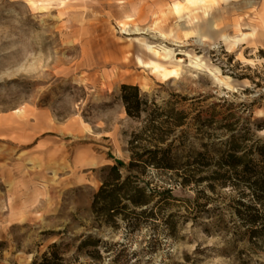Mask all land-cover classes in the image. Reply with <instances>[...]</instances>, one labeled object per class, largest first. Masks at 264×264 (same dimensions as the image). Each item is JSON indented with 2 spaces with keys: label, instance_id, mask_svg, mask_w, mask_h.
<instances>
[{
  "label": "rangeland",
  "instance_id": "obj_1",
  "mask_svg": "<svg viewBox=\"0 0 264 264\" xmlns=\"http://www.w3.org/2000/svg\"><path fill=\"white\" fill-rule=\"evenodd\" d=\"M123 85L183 125L160 144L173 170L123 171L148 204L111 220L92 209L102 169L146 124ZM230 139L263 180L264 0H0V264L54 243L67 264H264V201L220 165Z\"/></svg>",
  "mask_w": 264,
  "mask_h": 264
},
{
  "label": "trees",
  "instance_id": "obj_2",
  "mask_svg": "<svg viewBox=\"0 0 264 264\" xmlns=\"http://www.w3.org/2000/svg\"><path fill=\"white\" fill-rule=\"evenodd\" d=\"M121 100L124 104L126 114L129 117L140 119L144 116L146 118V124L141 132L134 134L131 138V161L128 164L117 161L114 165L102 169L104 174L103 185L94 196L92 209L99 208L111 220L118 215L120 209L127 208L128 205L139 207L148 204V200L145 198L144 188L140 187L135 181H131V175L126 174L124 176L123 171L133 172L149 168H155L161 171L173 170L174 166L167 156L169 148H162L160 144H166L167 138L174 133V130L183 125L182 117L165 115V113H172L173 110L167 111L158 106L155 101H150L147 95L142 94L138 86L123 85ZM168 105L171 106L172 102L170 101ZM164 117L165 119H163ZM147 132L152 133L154 137L153 135L146 136ZM145 136L156 139V148H143V152L140 153L143 147L140 139H144ZM228 145L230 149L220 159V165L228 166L232 170L241 173L242 176H247L249 180H251L250 178H254L252 182L256 187L259 186L257 190L261 191V193L255 191V200L259 202L264 201V179L260 180L258 171L253 169V167H249L253 161L248 159V154H238L240 146L235 143V139H230ZM259 150L264 158V146L260 147ZM200 155L205 157L203 153ZM184 181L183 184L193 182L189 177H186ZM251 222H254V219H251ZM89 242V239L82 242L80 247L87 246ZM59 248L60 245L54 243L40 258L34 259L32 264H67L66 259L58 252Z\"/></svg>",
  "mask_w": 264,
  "mask_h": 264
},
{
  "label": "bare ground",
  "instance_id": "obj_3",
  "mask_svg": "<svg viewBox=\"0 0 264 264\" xmlns=\"http://www.w3.org/2000/svg\"><path fill=\"white\" fill-rule=\"evenodd\" d=\"M168 16H172L174 15V8L169 6L168 9H167V13H166ZM159 24V22H155L154 23V28L156 29L157 28V25ZM180 31H181V28L179 26H175L174 29H173V34L174 36L177 38V39H181L180 37ZM135 32L137 33H144V32H141V30L139 28H136L135 29ZM141 50L142 52H147V51H150L151 47L147 44L146 40L143 38L141 39ZM141 66L143 67V70L144 71H152L153 70V66L151 64L150 61L144 59V60H141ZM20 113V112H19Z\"/></svg>",
  "mask_w": 264,
  "mask_h": 264
}]
</instances>
